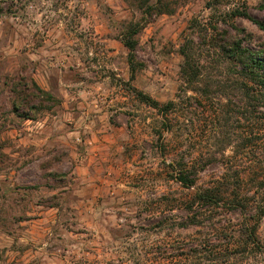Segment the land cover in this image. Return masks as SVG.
Instances as JSON below:
<instances>
[{
	"label": "rangeland",
	"instance_id": "obj_1",
	"mask_svg": "<svg viewBox=\"0 0 264 264\" xmlns=\"http://www.w3.org/2000/svg\"><path fill=\"white\" fill-rule=\"evenodd\" d=\"M263 1L151 0L144 14L145 0H0V264L197 263L191 243L209 229L179 226L193 213L175 178L183 158L199 185L241 182L245 207L207 213H223L224 242L256 225L259 242L233 261L264 264V108L245 119L238 73L213 44L233 25L264 43L234 14L264 19ZM132 22L134 78L122 40ZM183 45L198 83L183 80ZM135 89L175 100L168 120Z\"/></svg>",
	"mask_w": 264,
	"mask_h": 264
},
{
	"label": "trees",
	"instance_id": "obj_2",
	"mask_svg": "<svg viewBox=\"0 0 264 264\" xmlns=\"http://www.w3.org/2000/svg\"><path fill=\"white\" fill-rule=\"evenodd\" d=\"M150 1L145 0L146 8H142L144 14H152L154 10V4H150ZM157 1L162 2V0ZM260 7L264 8V1L260 4ZM1 11L2 7L0 6ZM159 12H163V10L159 9ZM234 14L249 18L264 31V19L254 16L247 9L236 10ZM233 26L237 30L235 36L224 39L221 43L213 44H215V49L219 50L221 58L231 63L234 71L238 73L239 78L236 87L241 90L246 105L244 107L245 119L249 121L253 119L251 115L254 112L256 103L260 104L257 111L261 112L264 108V43L258 45L252 43L253 39L250 38L246 30L237 25ZM140 28V22L130 23L122 39L124 45L129 49L128 60L132 78L135 77L139 69L136 63L137 40L135 35ZM181 52L184 56V62L181 65L184 82L188 84L198 83L203 74V71L199 68V62H196L192 57L189 46L183 45ZM37 88L41 92L47 93L40 87ZM135 92L137 98L155 108L166 121L171 110L177 105L175 100L162 103L150 94L137 89H135ZM167 126L169 129L170 125L167 124ZM174 171L175 178L182 187L191 190V195L186 199L185 204L186 208L193 213H187V217L179 223V226H197L209 229L207 233L200 235V237L194 239V243H191L193 245L191 253L197 258L195 264H238L233 261V258H240L242 254L248 252L251 245H256L259 242L257 226L251 225L249 227L247 222H243L241 225L237 224L230 231L232 237L224 242L223 234L229 232L230 229L220 219L223 213H207V211L220 207L221 202L227 200H230L236 209H240V206L241 208L245 207L246 204L243 202L248 193L243 191L241 182L236 181L233 184L221 177L220 180L209 185H199L200 170L194 165H189L184 161V158ZM167 260L169 261V259Z\"/></svg>",
	"mask_w": 264,
	"mask_h": 264
},
{
	"label": "crops",
	"instance_id": "obj_3",
	"mask_svg": "<svg viewBox=\"0 0 264 264\" xmlns=\"http://www.w3.org/2000/svg\"><path fill=\"white\" fill-rule=\"evenodd\" d=\"M93 101L95 102V100H93ZM31 214H37L39 216H42V218H39V220L42 223H45L47 218H48V214H51V213H31ZM31 222H34L35 224H30L29 228H25L24 229V233L22 235H20V237H19V239L22 242H26L25 244L33 243V242H35L34 239L36 240L37 229H36L35 225H36V222H37V218L31 219L30 223Z\"/></svg>",
	"mask_w": 264,
	"mask_h": 264
}]
</instances>
